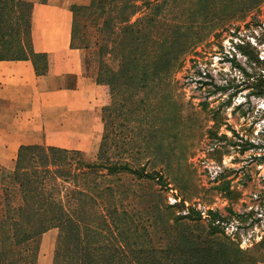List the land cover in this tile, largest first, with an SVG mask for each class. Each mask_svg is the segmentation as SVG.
<instances>
[{"label":"rangeland","instance_id":"374dc122","mask_svg":"<svg viewBox=\"0 0 264 264\" xmlns=\"http://www.w3.org/2000/svg\"><path fill=\"white\" fill-rule=\"evenodd\" d=\"M218 1L211 0L199 10L197 0H169L156 20H165L166 28L175 24L182 31L192 28L184 38L180 69L149 82L140 97L143 103L138 98L137 105L130 107L132 121H127L130 108L123 107L125 99L120 96L115 101L120 110L119 143L108 155L134 171L144 168L154 177L140 178L125 171L109 176L99 169L106 177L97 181L101 190L115 191L119 205L148 208L154 194L160 193L163 203L185 200V206L201 211L205 220L209 210L218 212L225 232L242 249L251 250L264 243V0L254 2L251 9H247L251 0ZM220 8L227 9L225 14L219 13ZM205 16L208 21H202ZM83 24L90 25V20L83 19ZM157 26L152 29L161 30ZM85 31L95 29L88 26ZM89 38L94 43L96 38ZM93 51L88 68L97 76L98 56ZM109 89L100 86L94 143L88 152L79 151L83 158L70 156L72 174H78L81 160L99 162L103 109L113 102ZM15 170L16 163L10 168L0 165V194L6 187L14 189L15 182L7 177ZM59 182L62 196L66 190L86 188L72 176L67 183ZM57 236L58 230H52L42 237L37 264L53 261ZM260 252L264 254V246Z\"/></svg>","mask_w":264,"mask_h":264},{"label":"trees","instance_id":"16d2710c","mask_svg":"<svg viewBox=\"0 0 264 264\" xmlns=\"http://www.w3.org/2000/svg\"><path fill=\"white\" fill-rule=\"evenodd\" d=\"M168 1L93 0L89 6L74 7V41L89 52L94 49L99 63L96 81L108 86L113 97L111 106L103 109L105 126L99 162L81 160L76 168L78 174H72L71 158H83L81 152L39 145L20 148L16 170L7 177L15 182L14 189L6 187L0 194V264H37L41 239L52 230H58L53 264H257L264 261V254L260 252L264 243L256 249H242L225 232L224 218L218 212L209 210L205 220L201 211L185 206V200L175 205L163 203L160 193L154 194L155 201L148 208L119 205L115 191L101 190L102 183L97 181L106 177L101 176L99 169L107 170L109 176L121 171L135 173L140 178L155 175L146 173L144 168L134 171L127 164L118 163L108 151L119 143L116 120L120 110L115 105L116 99L120 96L125 99L127 103L123 107L136 106L138 98L142 104L140 97L150 81L170 77L180 69L179 58L187 44L184 38L192 28L182 31L176 24L166 28L165 20H156ZM210 1L197 0V8H207ZM251 2L247 9L259 0ZM11 9V0H0V27L4 37L12 31ZM224 11L227 9H219L222 15ZM83 19L90 20V25L83 24ZM202 21H208L207 17ZM155 22L161 30L152 29L157 25ZM21 23L29 45L28 20ZM88 26H93L95 31H85ZM90 35L96 38L94 43ZM245 54L249 60L253 59L250 53ZM133 112V108L128 109L127 121H132ZM70 176L82 180L86 188L66 190L62 196L59 181L67 183Z\"/></svg>","mask_w":264,"mask_h":264},{"label":"crops","instance_id":"0c3cea01","mask_svg":"<svg viewBox=\"0 0 264 264\" xmlns=\"http://www.w3.org/2000/svg\"><path fill=\"white\" fill-rule=\"evenodd\" d=\"M92 1L11 0L10 35L0 27L1 166L12 167L22 146H93L101 85L88 68L89 50L73 37L74 7Z\"/></svg>","mask_w":264,"mask_h":264}]
</instances>
